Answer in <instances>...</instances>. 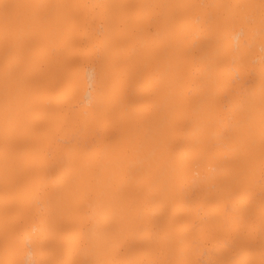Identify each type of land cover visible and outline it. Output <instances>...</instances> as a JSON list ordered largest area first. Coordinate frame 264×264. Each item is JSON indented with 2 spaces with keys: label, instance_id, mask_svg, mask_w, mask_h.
<instances>
[{
  "label": "bare ground",
  "instance_id": "bare-ground-1",
  "mask_svg": "<svg viewBox=\"0 0 264 264\" xmlns=\"http://www.w3.org/2000/svg\"><path fill=\"white\" fill-rule=\"evenodd\" d=\"M0 264H264V0H0Z\"/></svg>",
  "mask_w": 264,
  "mask_h": 264
}]
</instances>
